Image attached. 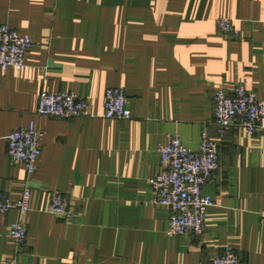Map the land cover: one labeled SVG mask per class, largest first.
Returning a JSON list of instances; mask_svg holds the SVG:
<instances>
[{
	"label": "crops",
	"instance_id": "crops-1",
	"mask_svg": "<svg viewBox=\"0 0 264 264\" xmlns=\"http://www.w3.org/2000/svg\"><path fill=\"white\" fill-rule=\"evenodd\" d=\"M220 17L238 37L219 31ZM0 23L35 43L25 68H0V192L19 199L29 180L32 190L24 216H0V264H207L229 248L264 264V131L233 128L220 141L202 235L170 236L169 210L149 202L160 146L178 135L198 150L205 127L218 138V90L245 82L264 101V0H0ZM110 87L124 89L132 119L104 117ZM43 90L79 93L90 115H38ZM31 122L44 137L29 176L7 138ZM56 192L79 222L49 212ZM19 220L22 247L9 235Z\"/></svg>",
	"mask_w": 264,
	"mask_h": 264
},
{
	"label": "built area",
	"instance_id": "built-area-1",
	"mask_svg": "<svg viewBox=\"0 0 264 264\" xmlns=\"http://www.w3.org/2000/svg\"><path fill=\"white\" fill-rule=\"evenodd\" d=\"M219 31L236 38L239 31L232 19L220 17ZM35 43L28 35H22L7 24L0 23V68L23 69L28 63V53ZM104 117L129 120L133 112L122 88L110 87L103 96ZM214 123L218 138L210 135L208 127L203 129L200 148L187 147L177 135L167 145L158 148L159 168L150 180L152 205L166 207L169 212L168 234L170 236L202 235L206 216L215 204L214 199L204 193L212 174L220 168L221 140L233 128L243 129L249 136L264 131V101L247 87L245 82L236 84L232 92L218 90L214 97ZM38 115L55 119L86 118L90 115L88 100L72 91L51 92L43 90L36 110ZM44 132L35 122L14 130L8 135V156L13 164L24 165L29 176L38 167L42 155ZM30 180L19 199L0 192V216L16 210L21 217L30 210L32 190ZM49 212L65 223H77L80 210L70 195L56 192L50 200ZM264 220V210L259 213ZM27 225L22 220L10 225L9 235L18 247L27 240ZM207 264H245L232 249H226Z\"/></svg>",
	"mask_w": 264,
	"mask_h": 264
}]
</instances>
